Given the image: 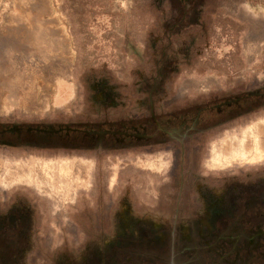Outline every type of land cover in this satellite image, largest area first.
<instances>
[{
    "label": "rangeland",
    "instance_id": "374dc122",
    "mask_svg": "<svg viewBox=\"0 0 264 264\" xmlns=\"http://www.w3.org/2000/svg\"><path fill=\"white\" fill-rule=\"evenodd\" d=\"M263 140L264 0H0V264H264Z\"/></svg>",
    "mask_w": 264,
    "mask_h": 264
},
{
    "label": "bare ground",
    "instance_id": "6f19581e",
    "mask_svg": "<svg viewBox=\"0 0 264 264\" xmlns=\"http://www.w3.org/2000/svg\"><path fill=\"white\" fill-rule=\"evenodd\" d=\"M52 38H56V37H52ZM260 147H261V149H264V140L263 141H261V143H260ZM11 168L14 170H17L18 171V173H21V174H19V175H21V177L19 178V182H23V183H25V184H28V185H32V186H35V182H33V180L29 177V175H28V173H27V171L25 170V168L22 166V164H18V165H9V167H8V169H10L11 170ZM75 168H77L76 170H79V166L78 165H75L74 166V169ZM74 173V172H73ZM83 173V172H82ZM82 177H83V175H82ZM29 178V179H28ZM32 181H31V180ZM84 179H87L86 177L84 178ZM83 179V180H84ZM35 181V180H34ZM3 188V187H2ZM35 188V187H34Z\"/></svg>",
    "mask_w": 264,
    "mask_h": 264
},
{
    "label": "flooded vegetation",
    "instance_id": "af4514ba",
    "mask_svg": "<svg viewBox=\"0 0 264 264\" xmlns=\"http://www.w3.org/2000/svg\"><path fill=\"white\" fill-rule=\"evenodd\" d=\"M35 162H37V161L36 160H27V161L16 162V163H22L26 168H28L29 170H32L33 169V166L31 165V163H35ZM37 168H39V166H37ZM29 174H30V178L33 179V180H35L37 174L36 173H33V172H30ZM23 184H25V183H23Z\"/></svg>",
    "mask_w": 264,
    "mask_h": 264
},
{
    "label": "crops",
    "instance_id": "0c3cea01",
    "mask_svg": "<svg viewBox=\"0 0 264 264\" xmlns=\"http://www.w3.org/2000/svg\"><path fill=\"white\" fill-rule=\"evenodd\" d=\"M236 1V0H235ZM235 3V2H234ZM236 9V8H235ZM20 164H22V163H20ZM14 165H18V164H14ZM9 166V165H8ZM22 166L25 168V170L27 171V173H28V175H29V177H30V172H33V173H38V168H36L37 166H36V164H35V166L36 167H34L33 166V169L32 170H29L28 168H26L23 164H22ZM37 169V170H36ZM36 178H37V175H36ZM36 178H35V180H36ZM23 183V182H22Z\"/></svg>",
    "mask_w": 264,
    "mask_h": 264
}]
</instances>
